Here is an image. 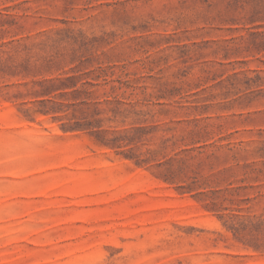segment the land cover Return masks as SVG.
Wrapping results in <instances>:
<instances>
[{"label": "rangeland", "instance_id": "1", "mask_svg": "<svg viewBox=\"0 0 264 264\" xmlns=\"http://www.w3.org/2000/svg\"><path fill=\"white\" fill-rule=\"evenodd\" d=\"M0 264H264V0H0Z\"/></svg>", "mask_w": 264, "mask_h": 264}]
</instances>
